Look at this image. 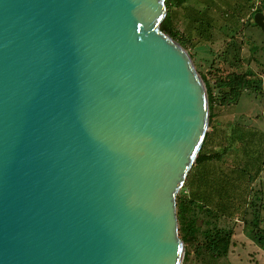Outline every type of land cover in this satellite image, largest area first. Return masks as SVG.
Segmentation results:
<instances>
[{"label": "water", "instance_id": "water-1", "mask_svg": "<svg viewBox=\"0 0 264 264\" xmlns=\"http://www.w3.org/2000/svg\"><path fill=\"white\" fill-rule=\"evenodd\" d=\"M166 15L0 0V264H182L176 197L209 106Z\"/></svg>", "mask_w": 264, "mask_h": 264}, {"label": "rangeland", "instance_id": "rangeland-1", "mask_svg": "<svg viewBox=\"0 0 264 264\" xmlns=\"http://www.w3.org/2000/svg\"><path fill=\"white\" fill-rule=\"evenodd\" d=\"M210 1L202 8L196 0L186 4L188 9L201 8L202 16L209 12L212 14L213 21L208 23L211 25L208 28L211 38L209 41L189 30L188 24L184 22L187 11L180 8L176 16L174 9L170 12L172 27L179 30L181 37L186 38L185 48L192 56L203 83L208 82L215 99L212 113L209 111L206 132L208 139L203 151L208 155L214 154L223 151L228 143H237V147L225 153L221 161H210L207 164L213 169L218 164L219 175L231 178L234 166H243L240 160L244 152L252 151L255 157L248 167L258 169L261 161L260 167L263 169L257 177L251 171L255 177L251 184L247 178L234 185H225V181H221V185L217 187V193L220 194L218 200L214 203L206 201L210 211L198 215L197 234L187 236L188 241L183 242L182 264H264V30L254 22L257 12L264 15V0H223L224 3L220 2L218 5L223 15L219 11L209 10ZM168 16L167 12L165 20ZM232 73H244L248 75V79L261 80V89L243 92L237 102H219L222 92L217 82ZM244 131L248 134L245 133L241 140L240 134ZM194 166L190 171L192 174L199 168ZM205 169L206 165L199 173H204ZM212 172L216 170L209 173ZM239 173L243 175L242 172ZM243 200H246L245 204ZM254 210H257L260 220L256 228L251 227ZM213 225L231 233L228 252L220 258L211 256L204 247L203 232Z\"/></svg>", "mask_w": 264, "mask_h": 264}, {"label": "trees", "instance_id": "trees-1", "mask_svg": "<svg viewBox=\"0 0 264 264\" xmlns=\"http://www.w3.org/2000/svg\"><path fill=\"white\" fill-rule=\"evenodd\" d=\"M187 1L188 0H166V7H167V12L169 13V16L167 17V20H165L161 25V30L163 32L167 33L169 36H171L174 40L178 41L184 47L186 46V38L181 37V35L179 34L180 32H178L179 30H176L175 28H173L174 26L172 27L173 22H172V16L170 15V12L174 8L176 9L183 8ZM218 11L219 13H222L223 15V11L221 10H218ZM207 15L208 13H206L204 16H200V19L202 20L201 22H203L202 24L203 26L201 27H203L204 29L201 27H200L201 29L199 28L200 36H203L202 39L205 41H209L211 39L210 34H209V29H208L209 27H211V25L208 23L213 21L209 19ZM247 76L248 75L244 73L241 75L232 73V74H228L225 78L219 80L217 82L218 83L217 86L220 87V91L222 92V97L220 98L219 102L220 101L221 103L226 102L227 104L231 102H237L243 92H246V91L249 92V91H253L256 89L260 90L261 83H262L261 80L248 79ZM204 84H205L204 86H205V90L207 94L209 111L211 112L214 108L215 99L213 97L212 89L210 88L208 82ZM212 117L210 118V120L212 119ZM245 133L246 132L244 131L242 134H240L241 140H242V136ZM207 137L208 136L205 137L204 143L199 152V156L196 159V162L194 164L196 166L202 165L210 161H221L222 157L225 156V153L237 147L236 145L237 143H234L232 145L228 143L226 148L223 147L222 149L223 151L208 155V154H205L206 152L203 151L205 141L208 139ZM234 138L235 137H233V139ZM261 150H262V146H261ZM254 157H255V154L252 153V151H250L249 153L244 152V156L240 160L242 163H240L239 161V163L243 164V166L241 165L237 167L234 166V168L231 170L233 178L232 177L229 178L226 176L227 178L225 180V183H226L225 185H229L230 183L238 184L241 181L245 180L246 178L247 180H249V184H251L255 178L252 176L251 171H254V173H256L255 176L257 177L263 169L262 167H260L261 161H259V167H257L258 169H254V168L251 169L248 167V164L253 162ZM239 171L242 172L243 175H240ZM192 177H193V174L190 172L182 190L179 192V194L176 197L178 233H179V237L181 238L183 242L188 241L187 236L193 237L195 234H197L198 215L205 211L207 212L210 211L207 208L208 204H206V202L202 200V197H199V195H202L203 193V190H201L200 187L198 188V193H195V194L193 193V195H191L190 188H192V184H191ZM208 190H210L209 186L205 188V193H207ZM242 202H244L245 204L246 200H243ZM249 205H251V202H249ZM256 211L257 210H254L253 212V218L251 222V227L253 228H256V226L260 222L259 216ZM203 236L205 238V245H204L205 250H207V252L211 256L220 258L227 254L229 246H230V241H231L230 231L218 229L216 228L215 225H213L211 229H207L203 232ZM257 240L262 241V239H258V238Z\"/></svg>", "mask_w": 264, "mask_h": 264}, {"label": "crops", "instance_id": "crops-1", "mask_svg": "<svg viewBox=\"0 0 264 264\" xmlns=\"http://www.w3.org/2000/svg\"><path fill=\"white\" fill-rule=\"evenodd\" d=\"M190 1H193V0H188L186 2V4L188 2H190ZM196 2H197V4L199 6H201V8L203 6H205V5H208L206 3V2H208V0H196ZM220 2L224 3L223 0H211L210 3H209L210 4L209 10L218 11L221 8V7H218ZM186 4L182 8L183 10L187 11L186 16L184 17L185 18L184 22H186V24H188L189 30L194 31L197 34H200L199 28L203 24V22H201L202 20L199 17V15L201 14V12H200L201 8L199 10H196V9H194L191 6L192 8L188 9ZM215 5H217V6H215ZM174 10H175V16L177 14H179L178 9L174 8ZM207 17L209 19H212V14L209 12ZM262 146H263V142H262ZM215 162H219V161H215ZM207 163L208 162H206V163H204L202 165H199V168H197V170L194 172L193 177L191 179L192 188H190V190H191L190 193H191V195H193V193L194 194L198 193V188L200 187V189L203 190L202 195H199L200 197H202V200L205 201V202L208 201V200H211V202L214 203V202H216L218 200V197L220 196V194L217 193V187L220 186L221 185V181L224 182L227 177L219 175V171H218L219 170V166H218V164H217L216 168L213 169L212 167L208 166ZM205 165H206V169H207V167H209L208 168L209 170L205 169L204 173H203V171H200V173H199V170L202 169L203 166H205ZM214 170H216V172L209 173L210 171H214ZM229 185H234V183H230ZM207 186L210 187V190H208V192L205 193V188H207Z\"/></svg>", "mask_w": 264, "mask_h": 264}]
</instances>
